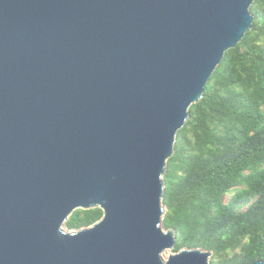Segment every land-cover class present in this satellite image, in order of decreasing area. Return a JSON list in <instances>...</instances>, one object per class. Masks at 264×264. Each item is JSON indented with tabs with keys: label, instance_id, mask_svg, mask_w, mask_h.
<instances>
[{
	"label": "water",
	"instance_id": "95a60500",
	"mask_svg": "<svg viewBox=\"0 0 264 264\" xmlns=\"http://www.w3.org/2000/svg\"><path fill=\"white\" fill-rule=\"evenodd\" d=\"M253 1L0 0V264H209L172 251L162 177Z\"/></svg>",
	"mask_w": 264,
	"mask_h": 264
},
{
	"label": "trees",
	"instance_id": "16d2710c",
	"mask_svg": "<svg viewBox=\"0 0 264 264\" xmlns=\"http://www.w3.org/2000/svg\"><path fill=\"white\" fill-rule=\"evenodd\" d=\"M249 10L251 29L188 108L162 177L161 228L174 232L172 251H209V264L264 261V0ZM101 216L99 208L76 209L64 227Z\"/></svg>",
	"mask_w": 264,
	"mask_h": 264
},
{
	"label": "rangeland",
	"instance_id": "374dc122",
	"mask_svg": "<svg viewBox=\"0 0 264 264\" xmlns=\"http://www.w3.org/2000/svg\"><path fill=\"white\" fill-rule=\"evenodd\" d=\"M61 228H62L63 231L68 232V230L65 229L64 224L61 225ZM172 253H173V252H172L171 250H164V251L161 253V258H162L164 261H166L167 258L169 257V255H171ZM210 257H211V256H210ZM210 257H209V259H208V262H210Z\"/></svg>",
	"mask_w": 264,
	"mask_h": 264
}]
</instances>
